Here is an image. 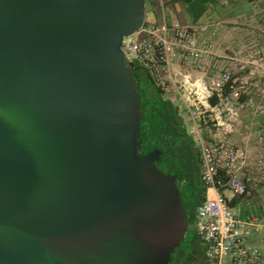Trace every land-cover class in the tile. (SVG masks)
<instances>
[{
    "label": "water",
    "instance_id": "obj_1",
    "mask_svg": "<svg viewBox=\"0 0 264 264\" xmlns=\"http://www.w3.org/2000/svg\"><path fill=\"white\" fill-rule=\"evenodd\" d=\"M145 0H0V264H170L177 177L141 155Z\"/></svg>",
    "mask_w": 264,
    "mask_h": 264
},
{
    "label": "built area",
    "instance_id": "obj_2",
    "mask_svg": "<svg viewBox=\"0 0 264 264\" xmlns=\"http://www.w3.org/2000/svg\"><path fill=\"white\" fill-rule=\"evenodd\" d=\"M152 1L145 0L146 7ZM156 1L159 19L147 21L146 17L142 26L123 40L122 50L165 94L173 95L168 98L173 104L180 100L192 124L190 135L199 150L200 179L206 189L195 222L206 264H264V253L249 246L263 225L254 217L238 219L225 196L227 191L232 197L250 193V184L243 178L249 166V149L230 137L242 125L244 109L249 105V98L243 100L244 95L249 96V77L238 73L249 68V63L263 60L264 55L260 50H231L226 64H222L213 23L171 20L168 6L173 0ZM259 91L257 97L264 101V89ZM245 139L249 140V132ZM255 166L264 177V143Z\"/></svg>",
    "mask_w": 264,
    "mask_h": 264
},
{
    "label": "crops",
    "instance_id": "obj_3",
    "mask_svg": "<svg viewBox=\"0 0 264 264\" xmlns=\"http://www.w3.org/2000/svg\"><path fill=\"white\" fill-rule=\"evenodd\" d=\"M168 8L171 20L214 24L216 50L222 64H226L225 57L231 50L234 53L247 50L264 52V0H173ZM146 17L151 20L159 19L156 0L146 7ZM244 72L247 77H249L248 72L250 75H258L259 83L263 82L264 87V66H249ZM255 79L256 77H251L252 81ZM262 86L250 83L249 96L243 97L245 102L249 98V105L244 109L242 125L230 137V140L237 145L249 149V166L244 171L243 178L250 184V193L244 197H232L226 194L225 196L229 199V204L238 219L254 217L263 225L261 231L251 237L249 246L264 253V177L259 174L255 166L256 156L264 143V101H260L258 94H255ZM247 132H249V140L245 139ZM259 134L263 135L261 139L258 137ZM210 194L213 196L214 192L210 191ZM195 236V240L201 243L196 234V227ZM201 245L199 249L192 247V250L202 253L205 259L204 246L202 243Z\"/></svg>",
    "mask_w": 264,
    "mask_h": 264
},
{
    "label": "trees",
    "instance_id": "obj_4",
    "mask_svg": "<svg viewBox=\"0 0 264 264\" xmlns=\"http://www.w3.org/2000/svg\"><path fill=\"white\" fill-rule=\"evenodd\" d=\"M134 78L140 94L142 109L141 155H147L158 149L161 155L157 166L168 176L177 175L174 171H176L179 161L186 166L189 165L187 182H183L185 187L182 188L177 183L176 185L185 209L186 222L189 226L194 225L197 208L206 197V189L200 179V170L195 177L197 183L191 181L194 176H192L193 168L190 165L192 160L195 161V157H198L200 163L199 150L179 116L178 107L165 97L164 91L156 84L154 78L136 63ZM175 252L176 249L174 254ZM174 254L170 264H206L202 253L199 254L195 250L189 251L183 258V254L178 256H174Z\"/></svg>",
    "mask_w": 264,
    "mask_h": 264
},
{
    "label": "rangeland",
    "instance_id": "obj_5",
    "mask_svg": "<svg viewBox=\"0 0 264 264\" xmlns=\"http://www.w3.org/2000/svg\"><path fill=\"white\" fill-rule=\"evenodd\" d=\"M149 17L147 18V21L148 20L151 21V19ZM254 51H256V50H254ZM262 54L264 55V52H262ZM249 66H253V67H256V66L263 67L264 66V58H263V60H258L257 62H255L253 64L252 63H249ZM244 71H246V68H244L242 71H239L240 72L239 76L242 77V78H247V74ZM248 75H249V86H250V83L251 82H253V84H256V85L257 84H260V86H262V83L263 82L259 83L260 77H258V75H250V74H248ZM251 77H256V79L252 81L251 80ZM262 88L264 89L263 86H262ZM262 88H260V89H262ZM259 93H260V91L256 92L255 94L257 95ZM165 97L167 99L168 98L171 99V98H173V95H171L169 93H166L165 94ZM175 100H176L175 101V105L178 106L179 116H180L183 124L186 126V128H187V130H188V132L190 134V130H191L192 124L190 122V119L188 117V114L181 108L180 102H179L180 100L179 99H175ZM179 162L180 163L178 164V166L176 168V171H174V173L177 174L179 176V178H178L177 175H174V176L177 177L176 183L177 184H180L182 186V188H183V187H185V185H184L183 182H187V178H188L187 170H188V166L189 165L186 166L183 162H181V161H179ZM190 166L193 168V170H192V176H194V177H192V180L191 181L192 182H196L197 180L195 179V177H196V174H197L198 170H200V163L198 162V157H195V161L192 160ZM190 175H191V173L189 174V176ZM225 194L227 196H230L231 195L228 191L225 192ZM233 212H234V210H233ZM194 238H196V236H195V225H190L188 227L187 231L185 232V236H184L183 242L176 248V252H175L174 256H178L179 254H183L182 255V258H183L189 251L192 250V247H195L196 249H199L202 245H201V243L199 241H197V240L194 241L193 240Z\"/></svg>",
    "mask_w": 264,
    "mask_h": 264
},
{
    "label": "flooded vegetation",
    "instance_id": "obj_6",
    "mask_svg": "<svg viewBox=\"0 0 264 264\" xmlns=\"http://www.w3.org/2000/svg\"><path fill=\"white\" fill-rule=\"evenodd\" d=\"M144 156V155H143ZM174 254V253H173Z\"/></svg>",
    "mask_w": 264,
    "mask_h": 264
}]
</instances>
